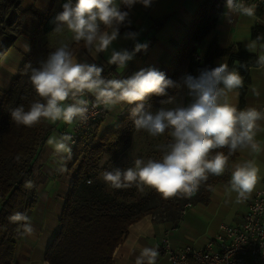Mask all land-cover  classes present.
<instances>
[{"label":"clouds","instance_id":"obj_1","mask_svg":"<svg viewBox=\"0 0 264 264\" xmlns=\"http://www.w3.org/2000/svg\"><path fill=\"white\" fill-rule=\"evenodd\" d=\"M150 7L152 0H66L62 11L55 18L53 31L66 28L71 40L83 43L89 53H110L107 64L118 71L127 67L137 53L147 51L148 43L138 41L140 33L126 31L121 37L120 29L130 27V11L134 5ZM258 4L247 0H226L224 17L228 23L235 15L254 17ZM127 9V10H124ZM134 42L132 50L115 48L119 39ZM258 36L246 44L248 51L256 53L257 65L264 69V44ZM28 50V47L26 48ZM239 68L246 64L229 67L227 61L217 67L201 70L199 76L185 75L174 81L154 66L142 68L128 78H108L102 75L104 67L78 59L67 42L49 52L38 67L26 65L31 86L38 97L25 109L24 105L9 110L12 122L17 126L35 127L42 121L67 125L85 123L90 108L103 107L113 110L117 106H131L130 118L136 130L146 131L152 137L166 132L170 142L157 145L162 152L160 159L137 158L133 167L114 168L104 171L102 179L111 189L145 187L157 191L163 198H190L194 196L209 176H222L229 170V158L236 152L248 151L259 154L261 144L256 139L264 131V109L247 107L239 109L231 102L230 93L243 87L244 77ZM187 89L190 102L174 108H159L153 112L150 98L167 97L160 104L173 103L169 89ZM88 97H92L90 102ZM75 140L69 134L51 135L46 144L52 149L56 170L67 171V161L72 157ZM227 149V154L223 151ZM17 159H19L17 157ZM262 179L261 169L255 159L235 163L230 169L226 191L235 193V202L244 203L252 196ZM91 183V181H89ZM25 188L34 187L32 181ZM214 190V189H212ZM264 211V205L257 204ZM18 225L20 235L34 232L31 218L21 212L8 217ZM159 252L154 247H143L136 256L135 264H156Z\"/></svg>","mask_w":264,"mask_h":264},{"label":"crops","instance_id":"obj_2","mask_svg":"<svg viewBox=\"0 0 264 264\" xmlns=\"http://www.w3.org/2000/svg\"><path fill=\"white\" fill-rule=\"evenodd\" d=\"M21 9L34 7L40 11H45L52 6V11L57 15L61 12L63 3L66 0H18ZM206 0H152L150 7L136 4L130 11L132 21L130 27L123 29L121 37L126 31L138 32V41L148 43L147 51L137 53L127 67L116 72V78H128L142 68L154 66L160 71L169 63L174 55L179 43L191 23L197 8ZM75 3V0H73ZM127 10V9H126ZM225 6L216 10V25L197 44H195V54L204 57L207 47L215 41L219 47L226 48L232 44H238L242 50L254 54L258 57L259 47L256 53L250 52L246 44L253 41L251 30L258 22L255 17H245L235 15L233 22L228 23L223 13ZM163 20L162 25L157 30L153 29V24ZM69 44L71 33L65 28L62 32L50 31L39 35L35 44L37 48L59 47L60 42ZM259 44H262L258 41ZM115 48H127L132 50L134 42L131 40L119 39L114 42ZM28 47V50L26 48ZM31 51L30 34L19 35L13 44L0 55V99L9 88L12 78ZM193 53V54H194ZM75 55L78 59H87L89 63H97L104 68L110 66L107 59L110 53H89L87 49L78 50ZM227 61L228 56L214 58L215 67L220 62ZM188 60L183 58L175 69L170 79L181 81L186 75ZM248 83L245 95V108L256 107L264 109V69L253 66L248 71ZM183 90L184 88H179ZM177 92V89H173ZM176 96V95H175ZM232 103L238 105L239 89L230 93ZM126 106H117L113 110H108L106 116L98 123L96 135L101 137L112 129L123 116ZM264 127V122H261ZM71 125L61 121L52 124L43 121L45 131L44 141L35 157L32 165L30 181L34 187L29 189L28 196L34 193L36 202L32 209L25 212L31 218L34 232L31 235L18 234L15 238V251L10 264H50L45 260V251L48 244L53 239L59 229V219L62 214L67 193L72 179L71 172L67 169L61 174L56 170L57 166L53 162L52 149L47 146L46 141L51 135H60L62 131L69 130ZM256 139L261 144L262 151L253 154L248 151L237 152L236 157L229 163V170L226 182L217 183L211 190L208 200L205 203L197 202L187 206L184 212L177 218H159L154 213L146 212L138 219L130 223L123 240L113 251L114 264H135L136 256L139 255L143 247L158 248L164 237H167L172 245L180 246L192 244L201 247L217 232L219 225L239 224L243 213L247 209L249 199L237 204L235 193L229 195L226 191L230 179V169L235 163L246 159H255L261 169V177L264 179V131L258 133ZM262 179L257 185L255 192L261 187ZM158 250V249H157ZM156 264H170L167 258L159 253Z\"/></svg>","mask_w":264,"mask_h":264},{"label":"trees","instance_id":"obj_3","mask_svg":"<svg viewBox=\"0 0 264 264\" xmlns=\"http://www.w3.org/2000/svg\"><path fill=\"white\" fill-rule=\"evenodd\" d=\"M216 10L209 0L200 4L182 40L177 43L174 55L162 72L171 78L183 58L188 60L186 75L192 76H199L201 70L205 68H215L213 60L219 56H228L230 68L246 64L247 70L239 68L240 75L244 77V85L239 88L237 105L239 109H244L248 71L257 65L256 55L245 52L238 44L221 48L213 41L207 47L203 58L193 57L195 44L216 25ZM55 16L51 4L47 10L40 11L34 7L21 9L18 0H0V55L19 35L29 33L31 42V51L26 55L18 73L12 78L9 88L0 99V264H10L15 251L14 238L19 234L18 225L11 223L8 217L15 212L25 214L35 205V194L31 193V196H28L29 189L24 185L26 181H30L33 162L45 138L43 121L32 128L17 126L12 122L9 110L19 105H24L27 110L30 103L38 98L29 77L25 78L27 73L30 74L26 71V65L31 63L33 67H38L39 62L44 60L49 52L55 50V47L49 46L37 48L35 44L39 35L54 30ZM162 22L163 20L155 22L153 29L160 28ZM127 28L122 27L120 31ZM258 36L264 37V26L261 24H257L251 30V37L254 40ZM262 40L264 39L259 42ZM70 47L74 54L80 49H85L82 42L80 44L73 42ZM168 94L175 97L176 92L169 89ZM164 99L167 97L153 96L150 102L157 103ZM12 101L14 102L11 104ZM189 102L187 89H184L183 105ZM130 107L126 106L119 122L103 136L96 137L94 133L72 149V157L66 165L72 179L59 219V229L48 244L44 255L50 264H114L113 251L123 240L128 225L146 213L129 215L128 206L118 201L115 194L103 196L94 194L96 190L88 182L97 175L99 171L97 163L103 154L113 156L129 143L130 135L135 129L130 118ZM223 151L227 154V149ZM236 155L237 152L229 158V163ZM8 161L11 163L10 170L15 173L14 182L1 173ZM227 175L228 170L222 176H210L206 181L208 188L202 190L192 204L207 202L212 188L219 182H226ZM81 184L87 189L81 188ZM189 205L191 203H187L185 208ZM175 210L168 216L179 217L181 213ZM165 217L167 216H162Z\"/></svg>","mask_w":264,"mask_h":264},{"label":"built area","instance_id":"obj_4","mask_svg":"<svg viewBox=\"0 0 264 264\" xmlns=\"http://www.w3.org/2000/svg\"><path fill=\"white\" fill-rule=\"evenodd\" d=\"M209 1L216 9L224 7L226 3V0ZM247 2L258 4L254 17L258 24L264 26V0ZM261 43L264 44V40ZM193 57L200 59L195 53ZM102 75L116 78L114 67L106 66ZM88 99L90 102L93 100L92 97ZM107 112L102 106L90 108L89 118L85 123L71 125L69 130L62 131V134H69L74 138L72 149L85 136L96 131V126ZM257 204L264 205V179L261 187L249 199L239 224H220L217 232L201 247L192 244L174 246L164 237L157 248L158 252L163 254L170 264H264V211L257 210ZM183 212L184 210L181 214Z\"/></svg>","mask_w":264,"mask_h":264},{"label":"rangeland","instance_id":"obj_5","mask_svg":"<svg viewBox=\"0 0 264 264\" xmlns=\"http://www.w3.org/2000/svg\"><path fill=\"white\" fill-rule=\"evenodd\" d=\"M57 1L58 0H56V2ZM28 77L29 75L27 73V76L25 78L28 79ZM160 101L157 103L150 102L152 104L151 110L153 112L161 107L170 109L179 105H183V90L177 89L176 96L173 97V103L171 104L161 105ZM13 102L14 101H12L11 104ZM94 133L96 134V131L91 133V135ZM91 135L85 136L81 141L85 140ZM168 142H170V137L168 136L167 132L163 136L152 137L146 131H138L134 129V131L130 135L129 143L123 149L117 151L113 156L103 154L100 157L97 163L99 171L95 177L91 178L90 183L94 187V190H96L94 191V194H99L100 196H103V194H115L118 198V201H122L128 206L127 213L131 216H135L144 212H151L154 213V215L162 218V216H168V214L175 209V211L181 213L182 208L185 209L187 203L192 204L199 197L202 190L208 188L206 182L202 184L199 191L190 198L174 197L165 199L157 191L155 193L153 189L148 187H145L143 192L139 191L136 187L128 189H111L105 184L101 175L104 171H112L117 167L121 169L133 167L134 161L137 158L143 159L145 161L150 158L160 159L162 156V152L157 148V145L166 144ZM10 168L11 163L8 161L3 166L1 173L4 176L8 177L11 182H14L16 179L15 173H12V170H10ZM80 186L83 189H87V187H84L83 184H81Z\"/></svg>","mask_w":264,"mask_h":264}]
</instances>
